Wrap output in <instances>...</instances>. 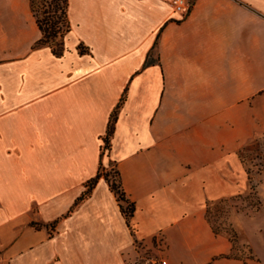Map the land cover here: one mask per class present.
Instances as JSON below:
<instances>
[{
    "label": "crops",
    "instance_id": "0c3cea01",
    "mask_svg": "<svg viewBox=\"0 0 264 264\" xmlns=\"http://www.w3.org/2000/svg\"><path fill=\"white\" fill-rule=\"evenodd\" d=\"M31 1L0 0V264H264L206 217L264 134V0H69L60 57ZM112 164L129 221L104 177L74 208Z\"/></svg>",
    "mask_w": 264,
    "mask_h": 264
},
{
    "label": "rangeland",
    "instance_id": "374dc122",
    "mask_svg": "<svg viewBox=\"0 0 264 264\" xmlns=\"http://www.w3.org/2000/svg\"><path fill=\"white\" fill-rule=\"evenodd\" d=\"M49 40L47 46L61 47L63 37ZM240 158L246 166L249 190L242 195L211 203L206 217L217 234L225 235L232 246L231 256L258 261L264 258V134L257 135L240 151ZM111 182L120 181L114 164L107 169ZM127 205V204H125Z\"/></svg>",
    "mask_w": 264,
    "mask_h": 264
},
{
    "label": "trees",
    "instance_id": "16d2710c",
    "mask_svg": "<svg viewBox=\"0 0 264 264\" xmlns=\"http://www.w3.org/2000/svg\"><path fill=\"white\" fill-rule=\"evenodd\" d=\"M31 10L36 19L39 29L42 32V39L37 43V46H47L49 40L55 42L54 39H57L59 36L63 37V42L60 48L49 45L53 53L60 57L64 53V39L65 36L70 32L71 26L69 21V0H32L31 1ZM83 52V50H81ZM125 97L122 99L124 102ZM121 104L118 105L117 109L112 114L108 133L104 139V150L109 147L110 138L114 134L115 124L118 117V110ZM105 178L111 191L117 197V200L120 202L122 212L126 219L129 221L130 218L134 215L135 204L130 202L125 195V192L122 189L121 182L118 183L111 182L109 173L107 172L103 175L101 172L98 175L85 184V191L82 195L76 200L74 208L81 202L88 199L96 185L98 184L101 178ZM120 177V175H119ZM127 204V205H125ZM73 210V209H72Z\"/></svg>",
    "mask_w": 264,
    "mask_h": 264
},
{
    "label": "built area",
    "instance_id": "2783aa9c",
    "mask_svg": "<svg viewBox=\"0 0 264 264\" xmlns=\"http://www.w3.org/2000/svg\"><path fill=\"white\" fill-rule=\"evenodd\" d=\"M171 5L175 12L185 15L191 9L192 0H171ZM147 264H168V261L165 258L157 257L149 259Z\"/></svg>",
    "mask_w": 264,
    "mask_h": 264
}]
</instances>
